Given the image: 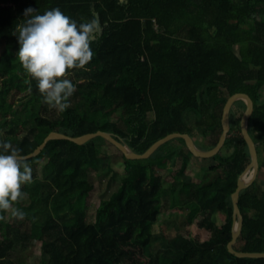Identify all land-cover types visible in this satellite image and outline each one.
I'll return each mask as SVG.
<instances>
[{
  "label": "trees",
  "instance_id": "16d2710c",
  "mask_svg": "<svg viewBox=\"0 0 264 264\" xmlns=\"http://www.w3.org/2000/svg\"><path fill=\"white\" fill-rule=\"evenodd\" d=\"M29 7L39 13L59 7L77 23L97 18L101 24L92 59L68 70L76 90L63 111L43 100L16 56V25ZM0 47V140L10 141L21 156L54 131L71 137L108 132L137 154L168 134L192 138L189 131H195L207 143L202 150H210L221 134L227 98L242 92L253 101L248 133L256 145L258 171L264 170V0H0ZM12 90L25 97L18 114L7 102ZM244 109L241 100L232 105L227 138L210 158L216 164L207 172L218 176L194 183L185 178L182 159L176 171L165 168L175 171L170 206L185 209L186 227L195 224L209 233L208 239L197 241L184 229L168 240L160 235L161 244H155L152 227L161 214L165 182L151 159L160 147L144 160L122 155L123 172L118 173L101 144L114 146L104 139L83 145L53 140L37 157L24 160L32 169L24 226L8 227L7 210H0V264H22L12 254L34 242L40 264H264V258H237L226 248L230 197L250 161L239 129ZM185 152L179 157L192 158L186 147ZM40 157L50 167L43 180L37 173ZM91 171L111 172L118 183L94 222L86 214L94 188ZM238 208L242 229L233 249L264 252V189L256 181L240 192ZM36 214L42 219L34 221ZM218 214L223 221L216 226L212 217Z\"/></svg>",
  "mask_w": 264,
  "mask_h": 264
},
{
  "label": "clouds",
  "instance_id": "9594fccd",
  "mask_svg": "<svg viewBox=\"0 0 264 264\" xmlns=\"http://www.w3.org/2000/svg\"><path fill=\"white\" fill-rule=\"evenodd\" d=\"M24 18L16 25V56L36 81L43 100L63 111L76 90L67 78L68 70L83 67L92 59L91 45L102 30L100 21L92 18L77 23L59 7L43 13L29 7L24 10ZM31 173L19 149L10 141L0 140V210L12 208L14 216L23 218L24 212L13 208V202L23 196L21 187L31 181Z\"/></svg>",
  "mask_w": 264,
  "mask_h": 264
},
{
  "label": "rangeland",
  "instance_id": "374dc122",
  "mask_svg": "<svg viewBox=\"0 0 264 264\" xmlns=\"http://www.w3.org/2000/svg\"><path fill=\"white\" fill-rule=\"evenodd\" d=\"M2 48L0 47V52ZM13 71H18V63L16 60L12 63ZM264 96V93H263ZM25 99L24 95L20 92L12 90L7 96V102L11 103L15 110H18L16 114L21 113L23 111L21 102ZM189 126L193 127V120H189ZM189 134L192 135V140L197 148L200 150L207 147V143L202 139L196 132L189 131ZM106 144V143H105ZM105 144H101V148L106 153L107 156L111 159V164L113 169L118 173L123 172V159L122 154L114 147L110 145L107 146ZM229 150L226 148L224 153H227ZM181 152L186 155L185 145L181 141V139H173L164 145H162L155 156L151 159L154 166L155 174L162 176L165 182V190L164 196L161 198V214L158 219V222L153 225L152 232L155 236L154 241L155 244L159 245L160 243V235L168 240L173 237L177 231L187 229L191 235V237L197 241H204L209 238V233L205 231H200L195 224L186 227V211L180 205H176L174 207L170 206V198L168 197L170 185L174 181L175 171L180 167V162L182 159L186 160V167L184 171L185 178L191 177V180L194 183L210 181L215 178L217 173L215 172H207V167L211 165H215L216 163L209 158H187L183 156V158L179 157L178 153ZM182 155V154H181ZM185 157V158H184ZM37 173L38 178L43 180L46 174L50 171V167L47 164V160L44 157H40L37 161ZM167 166V167H166ZM173 167L174 172H168L165 168ZM164 168V169H161ZM99 171H91L88 176V180L91 184H93V190L90 192L88 196V201L86 205V214L87 221L94 222L96 218L97 209L102 206V203L106 202L110 195L117 189L118 183L117 181L111 178V172L104 173L102 175L99 174ZM248 177L250 176V172L247 173ZM256 183L264 189V170H260L257 173V177L254 180ZM32 185L24 184L21 187V191L23 192V196L19 198L17 201L13 202V208H18L24 212L23 218H18L13 215V209L10 208L6 211L4 223L8 227H13L14 225H19L23 227L26 223L27 213L30 208V204L32 202V193L30 192ZM181 198L186 199V196L181 194ZM34 221H38L42 219L40 215H33ZM216 226L221 225L223 221V216L218 214L212 217ZM16 260H19L22 264H40L42 261V257L39 251V243L34 242L30 244L27 248L22 249L18 248L12 254V257Z\"/></svg>",
  "mask_w": 264,
  "mask_h": 264
},
{
  "label": "water",
  "instance_id": "95a60500",
  "mask_svg": "<svg viewBox=\"0 0 264 264\" xmlns=\"http://www.w3.org/2000/svg\"><path fill=\"white\" fill-rule=\"evenodd\" d=\"M241 100L245 104V109L239 119V129L243 140L246 143L248 153L250 156V161L248 165L244 168L242 173L238 176L236 188L234 192L231 194V204H232V225H231V239L227 243L226 248L227 251L237 258H251V259H260L264 258V252H240L233 249V245H235L237 238L239 237L242 229V215L238 208V199L239 194L242 190L249 187L257 177V173L259 170L258 164V154L256 145L248 133V118L253 112V101L246 93H235L229 96L224 104L220 125H221V134L218 138L216 145L210 150H200L197 148L192 140V138L187 134L182 133H171L166 135L165 137L155 141L152 145H150L143 153L137 154L130 150V148L123 143L120 139H117L114 135L104 131H96L94 133H87L77 137H71L59 132H50L42 141L40 145H38L33 152L22 156L24 160L32 159L37 157L45 145L49 141L53 140H66L70 141L76 145H83L88 141L94 138H102L111 145H113L125 159L128 160H144L148 159L159 147L164 145L165 143L173 140V139H181L186 147V149L190 152L192 158H212L214 157L220 149L223 147L224 142L227 138L230 129V110L232 105ZM250 172V176L247 181H243V176Z\"/></svg>",
  "mask_w": 264,
  "mask_h": 264
},
{
  "label": "bare ground",
  "instance_id": "6f19581e",
  "mask_svg": "<svg viewBox=\"0 0 264 264\" xmlns=\"http://www.w3.org/2000/svg\"><path fill=\"white\" fill-rule=\"evenodd\" d=\"M248 178H249V177H248V174H246V175H244V176H243V178H242V179H243V181H247V180H248Z\"/></svg>",
  "mask_w": 264,
  "mask_h": 264
}]
</instances>
